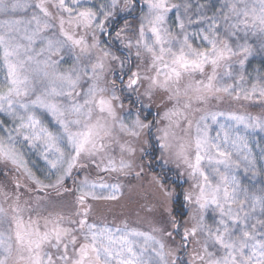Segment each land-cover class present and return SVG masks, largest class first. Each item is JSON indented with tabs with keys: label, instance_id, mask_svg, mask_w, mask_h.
I'll use <instances>...</instances> for the list:
<instances>
[{
	"label": "clouds",
	"instance_id": "9594fccd",
	"mask_svg": "<svg viewBox=\"0 0 264 264\" xmlns=\"http://www.w3.org/2000/svg\"><path fill=\"white\" fill-rule=\"evenodd\" d=\"M0 264H264V0H0Z\"/></svg>",
	"mask_w": 264,
	"mask_h": 264
}]
</instances>
